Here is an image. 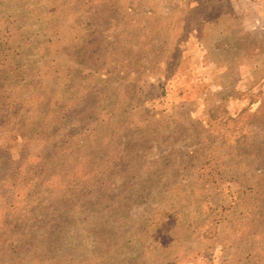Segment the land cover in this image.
<instances>
[{
  "label": "rangeland",
  "instance_id": "374dc122",
  "mask_svg": "<svg viewBox=\"0 0 264 264\" xmlns=\"http://www.w3.org/2000/svg\"><path fill=\"white\" fill-rule=\"evenodd\" d=\"M0 264H264V0H0Z\"/></svg>",
  "mask_w": 264,
  "mask_h": 264
}]
</instances>
